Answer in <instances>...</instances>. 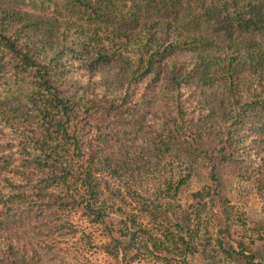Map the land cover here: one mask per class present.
I'll return each instance as SVG.
<instances>
[{
    "label": "trees",
    "instance_id": "obj_1",
    "mask_svg": "<svg viewBox=\"0 0 264 264\" xmlns=\"http://www.w3.org/2000/svg\"><path fill=\"white\" fill-rule=\"evenodd\" d=\"M166 163L207 182L218 254L264 264V221L238 239L225 192L264 197V0H0V264H65L72 215L131 264L109 204Z\"/></svg>",
    "mask_w": 264,
    "mask_h": 264
},
{
    "label": "rangeland",
    "instance_id": "obj_2",
    "mask_svg": "<svg viewBox=\"0 0 264 264\" xmlns=\"http://www.w3.org/2000/svg\"><path fill=\"white\" fill-rule=\"evenodd\" d=\"M185 176L184 166L166 163L159 172L139 182V198L126 195L110 202V214L136 257L131 264H231L217 252L216 231L207 220L205 195H199L206 191L207 182L197 174ZM180 177L185 181L178 197L164 200L161 193L158 195L167 183L172 182L174 187ZM225 192L235 236L256 238L257 222L264 221V197L249 181L235 176L226 178ZM155 197L163 207L159 205L161 210L153 212L149 202ZM167 204L171 210L166 215L163 210ZM62 220L66 222L60 245L65 264H110L96 248L94 229L83 217L63 216Z\"/></svg>",
    "mask_w": 264,
    "mask_h": 264
}]
</instances>
